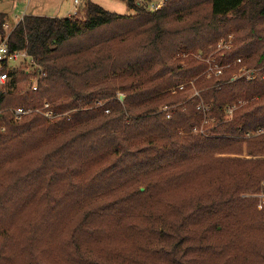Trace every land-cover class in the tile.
Segmentation results:
<instances>
[{
    "label": "trees",
    "instance_id": "16d2710c",
    "mask_svg": "<svg viewBox=\"0 0 264 264\" xmlns=\"http://www.w3.org/2000/svg\"><path fill=\"white\" fill-rule=\"evenodd\" d=\"M119 1L131 15L88 1L9 36L46 76L0 93V264H264V199L243 197L264 193V135L247 137L264 129V0ZM230 35L217 62L257 79L206 77ZM45 102L56 120L10 112Z\"/></svg>",
    "mask_w": 264,
    "mask_h": 264
},
{
    "label": "built area",
    "instance_id": "2783aa9c",
    "mask_svg": "<svg viewBox=\"0 0 264 264\" xmlns=\"http://www.w3.org/2000/svg\"><path fill=\"white\" fill-rule=\"evenodd\" d=\"M165 0H161V2L157 3L156 5L152 6V10L156 11L163 7ZM74 4V11L72 12V15L70 18H79L82 19L85 17V12L80 11L81 7V0H73ZM23 19V17L20 19V21ZM4 29L7 32V35L3 38L0 37V93H7L11 90V88L14 85H17V82L15 81V76L17 74H24L26 76V83L25 87L26 90L31 93H36L39 91V82L46 76L43 68L38 65L36 60L31 57L26 50H12L9 44V36L13 31V28L7 23L4 26ZM233 48V39L232 36L228 39L221 40L217 44L216 52L217 54H220L221 56L224 55V52L231 51ZM201 59V56H199ZM206 63L208 64V68L205 72V75L207 78H220L224 75V73L231 69L232 67H238L237 74L234 75L233 80H237L240 77H245L248 81H253L259 77L260 70L259 69H249L244 64V61L242 58H239L235 60L233 63L221 65L217 62L215 55L211 54L207 58L204 59ZM18 64V65H17ZM190 84L194 85V82H191ZM184 86L180 87V90H183ZM199 93L196 92V95ZM119 99L123 100L122 94H119ZM103 102L97 101L96 107H103ZM242 103H240V106ZM238 106L233 105L229 106L226 109V119L231 120L233 117L234 112L237 110ZM173 107L165 106L163 107V112L166 113L167 118H170L172 116L171 110ZM198 109L201 110L202 113L208 115V107H206L204 104H200L198 106ZM13 118L16 121H21L25 117L30 115H39L45 118L46 120L53 121L56 120L60 115H57L54 110L52 109V105L49 102H45L42 105L36 106V107H30V108H14L10 110ZM109 113V111H106ZM206 123H210L209 116H205ZM196 133L204 134L203 128H196ZM264 135V129L258 130L253 136L252 134H248L247 137L251 138L254 136ZM262 186H264V182L262 183ZM249 195H247L248 197ZM255 198H260L261 200L264 199V193L260 195H251ZM263 205L262 203L259 204V208L262 209Z\"/></svg>",
    "mask_w": 264,
    "mask_h": 264
},
{
    "label": "rangeland",
    "instance_id": "374dc122",
    "mask_svg": "<svg viewBox=\"0 0 264 264\" xmlns=\"http://www.w3.org/2000/svg\"><path fill=\"white\" fill-rule=\"evenodd\" d=\"M13 1H19V0H4V1L0 2V11H8L9 12V10L11 8V4L13 3ZM72 1L73 0H22V3L20 2L19 5H21V8L23 6V9H24L25 4L27 3V5H28L27 8H29V11H30L29 13H37L39 15L44 14V15L51 16L54 13H58L57 12L58 9L63 8V5L65 8H69ZM82 1L84 3L88 2V0H81V7H82V4L84 5V3H82ZM91 1L94 3H98L105 10L110 11V12H114V13H117L120 15H131L132 14V12L127 8L126 4L124 2L119 1V0H91ZM159 2H161V0H153L152 6L156 5ZM80 11L85 12V9L82 10V8H81ZM56 15H54V16H56ZM58 16L59 17L62 16V13L59 14ZM81 18H83V16H81ZM263 27H264V25H263ZM230 36H232L233 44L235 46L237 44V40L235 38V35H230ZM230 36L228 38H230ZM240 44L241 43H239V45ZM212 54H214L215 56L220 55V54H217L216 50ZM243 61H244V64L247 66V64L245 63V60H243ZM247 68H249V67L247 66ZM249 69H254V68H249ZM248 195L249 196L247 197V194H244L243 197L246 199L253 198L251 196V194H248ZM258 199H260V198H258ZM258 208H259V204H258Z\"/></svg>",
    "mask_w": 264,
    "mask_h": 264
},
{
    "label": "crops",
    "instance_id": "0c3cea01",
    "mask_svg": "<svg viewBox=\"0 0 264 264\" xmlns=\"http://www.w3.org/2000/svg\"><path fill=\"white\" fill-rule=\"evenodd\" d=\"M4 0H0V2H2ZM88 1H91V0H88ZM22 3V0H19V1H13V3L11 4V8L8 11H0L2 13H6L8 16H9V25L14 28L15 26H17V24L19 23L20 19L22 17H25L26 15H34V16H42V17H51V18H68L72 15V12L74 11V4H73V1L71 2V5L69 8H65L64 5H63V8H59L58 9V13H54L53 15L51 16H48V15H39L37 13H29V8L27 3L25 4L24 6V9H23V6L21 8V5H19V3ZM82 3H84L82 1ZM87 3V2H86ZM86 3H84V5L82 4V10L85 9V6H86ZM65 4V3H64ZM98 4V3H97ZM62 13V16H58L59 14ZM57 14V15H56ZM56 15V16H54Z\"/></svg>",
    "mask_w": 264,
    "mask_h": 264
},
{
    "label": "bare ground",
    "instance_id": "6f19581e",
    "mask_svg": "<svg viewBox=\"0 0 264 264\" xmlns=\"http://www.w3.org/2000/svg\"><path fill=\"white\" fill-rule=\"evenodd\" d=\"M80 9H81V7H80ZM68 18H70V17H68ZM20 22V21H19Z\"/></svg>",
    "mask_w": 264,
    "mask_h": 264
},
{
    "label": "water",
    "instance_id": "95a60500",
    "mask_svg": "<svg viewBox=\"0 0 264 264\" xmlns=\"http://www.w3.org/2000/svg\"><path fill=\"white\" fill-rule=\"evenodd\" d=\"M144 190V189H143Z\"/></svg>",
    "mask_w": 264,
    "mask_h": 264
}]
</instances>
